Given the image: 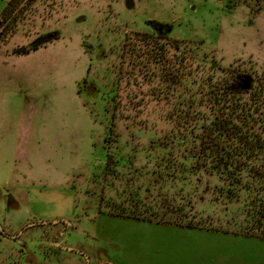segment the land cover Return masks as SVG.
<instances>
[{"label":"rangeland","instance_id":"rangeland-1","mask_svg":"<svg viewBox=\"0 0 264 264\" xmlns=\"http://www.w3.org/2000/svg\"><path fill=\"white\" fill-rule=\"evenodd\" d=\"M238 68L264 0H0V264H264L253 193L191 156Z\"/></svg>","mask_w":264,"mask_h":264},{"label":"trees","instance_id":"trees-1","mask_svg":"<svg viewBox=\"0 0 264 264\" xmlns=\"http://www.w3.org/2000/svg\"><path fill=\"white\" fill-rule=\"evenodd\" d=\"M16 1L9 0L8 5ZM21 51L30 52L28 48ZM255 74L234 69L229 78L213 87L214 98L210 114L205 117L208 123L200 136L199 153L191 156L201 158V166L211 164L218 169L216 172L225 174L234 190L253 193L250 208L254 210H248L253 222L250 220L245 233L264 236V70ZM194 103V98L187 101L188 109ZM189 116L186 113L187 120Z\"/></svg>","mask_w":264,"mask_h":264},{"label":"crops","instance_id":"crops-1","mask_svg":"<svg viewBox=\"0 0 264 264\" xmlns=\"http://www.w3.org/2000/svg\"><path fill=\"white\" fill-rule=\"evenodd\" d=\"M9 1V0H8Z\"/></svg>","mask_w":264,"mask_h":264}]
</instances>
